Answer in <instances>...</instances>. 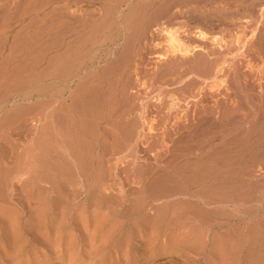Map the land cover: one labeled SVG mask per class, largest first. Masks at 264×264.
I'll list each match as a JSON object with an SVG mask.
<instances>
[{"label": "rangeland", "instance_id": "1", "mask_svg": "<svg viewBox=\"0 0 264 264\" xmlns=\"http://www.w3.org/2000/svg\"><path fill=\"white\" fill-rule=\"evenodd\" d=\"M38 1L0 12V264H264V0Z\"/></svg>", "mask_w": 264, "mask_h": 264}, {"label": "bare ground", "instance_id": "2", "mask_svg": "<svg viewBox=\"0 0 264 264\" xmlns=\"http://www.w3.org/2000/svg\"><path fill=\"white\" fill-rule=\"evenodd\" d=\"M1 3H0V12L2 11V9H7V10H10V14H16V23L15 24H23L24 22H26L28 19L30 21H45L47 20L49 17H48V13L51 11L52 7H51V4L48 2H46L45 4H43L41 7H37L35 4L37 3L36 0H0ZM44 1V0H43ZM105 1V0H104ZM130 1V0H128ZM154 1V0H153ZM36 2V3H35ZM40 2V1H38ZM65 2V1H64ZM69 2V1H68ZM117 2V1H116ZM114 0V3L115 5H117ZM147 2V1H146ZM150 2V1H149ZM44 3V2H43ZM75 3V2H74ZM103 3V2H102ZM64 4V3H63ZM66 4V3H65ZM73 4V3H72ZM173 4V3H172ZM125 5V4H124ZM139 6V5H137ZM71 7V6H70ZM105 7L107 8L108 6L105 5ZM114 7V6H113ZM148 7V5H147ZM143 8H144V5H143ZM142 8V9H143ZM57 9V7H56ZM67 9H69L67 7ZM82 7H81V12H82ZM86 9V8H85ZM100 9V8H99ZM113 9V8H112ZM147 9V8H146ZM53 10V9H52ZM123 10V9H122ZM58 11V10H57ZM62 11V10H61ZM77 11V10H76ZM108 11V10H106ZM111 11V10H110ZM120 11V10H119ZM4 12V11H3ZM54 12V11H53ZM85 13V11H83ZM75 13V11H74ZM95 13V12H94ZM105 13V12H104ZM110 13V12H109ZM123 13V11H122ZM8 14V13H7ZM54 14V13H53ZM51 14V16L53 15ZM78 14V13H77ZM76 15H71L69 17L68 15V18H66L64 21L66 23H69V24H73V27H74V24L77 25L76 23H82L83 21H85V18H83V16H77ZM111 14V13H110ZM125 14V13H124ZM129 14V13H128ZM132 14V13H131ZM13 15V16H14ZM133 15V14H132ZM104 16V15H103ZM102 16V17H103ZM1 17V16H0ZM85 17V16H84ZM118 17V16H117ZM90 18V17H89ZM130 18V17H129ZM10 19V18H9ZM8 17H5L4 20L2 19V17L0 18V22L1 25L3 28L2 30L0 29V37L1 36H4L3 34L5 33V30H6V21L9 20ZM52 19V18H51ZM59 20V19H58ZM89 20V19H87ZM103 20V19H102ZM108 20V19H106ZM128 19H123V21H127ZM133 20V19H132ZM29 21V22H30ZM48 21H50L48 19ZM60 21V20H59ZM59 21H55V22H59ZM122 21V20H121ZM135 21V20H134ZM86 22V21H85ZM105 22V21H104ZM129 22V21H128ZM8 23V22H7ZM33 23V22H32ZM61 23H62V20H61ZM25 24V23H24ZM23 24V25H24ZM36 24V23H34ZM85 24V23H84ZM131 24V23H130ZM42 25V24H41ZM9 26V24H8ZM35 26V25H34ZM10 27V26H9ZM76 27V26H75ZM1 28V27H0ZM23 28V27H22ZM72 28V27H71ZM164 28V31L167 33V36H168V40L170 41V44L171 46L173 47V49L175 51H181V52H184V53H188V52H192L189 48L188 45H186L182 39L178 36L177 34V30L173 29V28H169L167 27L166 24H164L163 26ZM75 29V28H74ZM21 30V29H20ZM19 30V31H20ZM34 32V31H33ZM198 36L199 37H204V32L203 31H198ZM18 34V33H17ZM21 34V33H19ZM14 36V35H12ZM19 37V36H18ZM17 39V38H16ZM76 39V38H75ZM1 41V40H0ZM102 41V40H101ZM5 43V41H4ZM3 43V44H4ZM12 47V46H11ZM17 49V48H15ZM20 51V50H19ZM73 53V52H72ZM75 53V52H74ZM16 54V53H15ZM16 56V55H14ZM70 57V56H69ZM77 57V56H76ZM22 59V58H21ZM10 60V59H9ZM21 61L20 60V56L18 57L17 56V59L16 61L14 62V65L11 66L9 65L7 68H3L1 71H0V85H4V84H7L9 83L10 81H14L16 80V82L19 81V78H20V67H21ZM76 61V60H75ZM2 63V62H1ZM82 63V62H81ZM3 64H4V61H3ZM69 64V63H68ZM2 66V65H1ZM91 67V66H90ZM71 71V70H70ZM72 74L71 78L76 76L77 75V70L75 68L72 69V71L70 72V75ZM74 79V78H73ZM21 80V79H20ZM72 80V79H71ZM15 86V85H14ZM14 96V95H13ZM18 97V95H17ZM2 99V98H1ZM3 104L2 102H0V110L2 109L3 107ZM4 115V114H3ZM5 116H6V113H5ZM4 116V117H5ZM3 119V118H2ZM1 120V119H0ZM1 122V121H0ZM151 128V127H150Z\"/></svg>", "mask_w": 264, "mask_h": 264}]
</instances>
